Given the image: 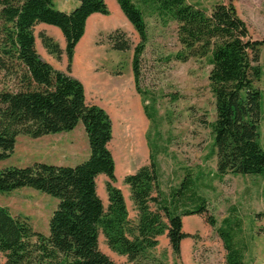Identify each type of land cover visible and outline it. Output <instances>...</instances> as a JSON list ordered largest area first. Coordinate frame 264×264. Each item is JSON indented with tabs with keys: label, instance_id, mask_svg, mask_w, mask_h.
I'll return each mask as SVG.
<instances>
[{
	"label": "trees",
	"instance_id": "16d2710c",
	"mask_svg": "<svg viewBox=\"0 0 264 264\" xmlns=\"http://www.w3.org/2000/svg\"><path fill=\"white\" fill-rule=\"evenodd\" d=\"M54 0H0V70L16 75L15 89L0 90V160L13 152L20 133L33 137L72 130L83 124L89 152L71 165L34 162L0 169V193L31 187L56 198L48 220V232L33 229L28 216L14 215L0 205V252L5 264H116L98 246L101 233L107 246L131 261L147 258L166 233L172 252L178 256L181 241L189 236L182 230V217L207 210L206 199L196 192L195 180L186 174L169 197L153 195L158 189L155 157L124 182L137 209L136 222L127 217L125 200L116 187L115 162L109 142L112 120L106 110L88 103L83 83L70 74L74 49L93 13L108 14L105 0H78L69 11L54 6ZM164 19L176 22L181 50L178 60L208 56V80L215 104L210 123L211 153L219 175L228 172H264V148L258 142L261 118V92L255 86L261 75L258 65L260 40L249 35L245 22L231 2H217L208 10L187 0H144ZM120 10L140 40L133 48L131 68L137 92L138 63L147 41V25L133 0H116ZM44 23L57 27L64 38L66 70L42 59L35 46L34 26ZM117 34H119L117 32ZM122 34L110 35L112 46L128 49ZM50 53L62 50L49 35H40ZM107 177L108 204L105 207L96 190V177ZM154 203L155 208H151ZM215 226L226 250L225 264H245L233 238L229 218L226 226Z\"/></svg>",
	"mask_w": 264,
	"mask_h": 264
},
{
	"label": "rangeland",
	"instance_id": "374dc122",
	"mask_svg": "<svg viewBox=\"0 0 264 264\" xmlns=\"http://www.w3.org/2000/svg\"><path fill=\"white\" fill-rule=\"evenodd\" d=\"M133 1L141 8L147 25V41L138 63L140 92H136L134 80L131 82L133 48L140 38L116 0H105L108 14L93 13L96 15L88 18L84 35L74 49L70 74L83 83L87 101L97 102L112 120L109 149L115 162L113 184L123 194L130 222H136L137 209L124 177L148 164L149 155L155 157L158 169V189L153 195L169 197L171 190L189 173L195 180L196 192L206 199L207 210L182 217V230L189 236L181 241L178 256L172 252L166 233L157 237V245L149 250L147 258L136 261L112 251L101 233L99 249L116 264H225L223 241L207 220L211 216L216 226H226L225 218L231 222L238 220L233 225V238L245 264H264V172L219 175L216 171V158L211 153L210 123L215 118V104L208 80L211 68L208 56L176 59V53L181 50L176 22L161 18L144 0ZM187 1L208 10L214 3L231 2L251 38L262 42L258 60L261 75L254 84L261 92L257 140L264 148V0ZM53 3L56 8L69 11L78 0ZM42 33L59 44L62 50L59 57L44 47ZM120 33L128 42L126 50L112 46L109 36ZM34 35L39 56L65 71L67 59L61 31L39 23L34 26ZM16 86V75L0 70V90ZM129 90H134L139 100L137 95L131 99ZM88 152L81 122L72 130L36 137L20 133L13 152L0 160V169L34 162L73 166L84 160ZM107 180L104 174L96 177V190L105 207ZM56 202L50 194L27 186L8 194L0 193V205L14 215L28 216L33 229L44 234L48 232V220ZM150 205L153 209L156 206ZM0 264H5L2 252Z\"/></svg>",
	"mask_w": 264,
	"mask_h": 264
},
{
	"label": "crops",
	"instance_id": "0c3cea01",
	"mask_svg": "<svg viewBox=\"0 0 264 264\" xmlns=\"http://www.w3.org/2000/svg\"><path fill=\"white\" fill-rule=\"evenodd\" d=\"M94 15H96V14H92V15H90L89 16V18L91 17V16H94ZM88 20V19H87ZM86 24H87V21H86ZM86 27V26H85ZM64 46V45H63ZM64 48V47H63ZM73 57H74V55H73ZM49 62V61H48ZM50 63V62H49ZM134 79H133V73H132V77H131V82L133 81ZM133 89V88H132ZM137 92V91H136ZM134 90H133V92L132 91H130L129 90V94L131 95V99H132V96L134 97H136V95H137V100H139V96H138V94L136 93ZM85 97H86V95H85ZM86 101H87V99H86ZM123 101L124 102H126V100H124L123 99ZM88 103H94V104H97L98 105V103L97 102H90V101H87ZM126 104H127V102H126ZM127 105H129L131 108H134L133 107V105L132 104H127ZM135 109V108H134ZM136 110V109H135ZM138 113H139V111H137ZM140 114V113H139ZM140 116H141V114H140ZM142 117V116H141ZM142 119H143V117H142Z\"/></svg>",
	"mask_w": 264,
	"mask_h": 264
},
{
	"label": "bare ground",
	"instance_id": "6f19581e",
	"mask_svg": "<svg viewBox=\"0 0 264 264\" xmlns=\"http://www.w3.org/2000/svg\"><path fill=\"white\" fill-rule=\"evenodd\" d=\"M138 131H139V129H138ZM134 152V151H133Z\"/></svg>",
	"mask_w": 264,
	"mask_h": 264
}]
</instances>
